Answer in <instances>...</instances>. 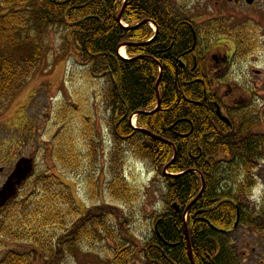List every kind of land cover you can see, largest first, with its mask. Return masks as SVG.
Returning <instances> with one entry per match:
<instances>
[{
	"label": "trees",
	"instance_id": "trees-1",
	"mask_svg": "<svg viewBox=\"0 0 264 264\" xmlns=\"http://www.w3.org/2000/svg\"><path fill=\"white\" fill-rule=\"evenodd\" d=\"M122 7L121 24L118 14ZM143 20L156 25L154 38L148 23L132 27ZM186 21L170 0H0V110L48 55L49 31L60 30L64 53L73 48L85 75L103 81V111L111 136V180L107 184L111 197L122 201L132 191L123 174L126 146L161 175L166 185L165 206L154 218L156 232L152 230L141 247L133 240L123 244L115 239L111 217L119 224L122 213L112 205L90 207L79 217L62 177L79 168L82 158L91 162L93 148L88 142L89 154L83 157L75 146L74 130L66 122L76 118L83 136L94 135L95 127L92 115L82 109L81 99L74 97L71 104L62 103L56 110L59 128L51 136L52 157L63 172L30 176L0 211V239L31 244V249L25 253L7 250L0 264H33L36 254L41 255V264H62L68 253L82 240L94 239L96 232L113 244L106 255L113 262L124 263L137 253L145 264H191L189 243L195 264H243L236 245L238 230L245 226L261 232L264 223H259L260 211L248 212L225 200L232 198L231 191L220 183L229 175L221 173L226 171L225 164L210 157L216 156L219 147L206 141L212 111L201 102L204 85L186 81L190 77L187 70L178 68L173 56L193 42ZM125 42L132 43L126 48L127 59L118 55V47ZM170 44L173 48L163 53ZM137 112L132 127L130 118ZM237 165L245 170L249 167L248 163L230 164L232 169ZM91 180L90 175L89 184ZM202 180L200 197L185 212L200 192ZM174 202L179 211L172 207ZM237 208L239 222L234 228Z\"/></svg>",
	"mask_w": 264,
	"mask_h": 264
},
{
	"label": "rangeland",
	"instance_id": "rangeland-1",
	"mask_svg": "<svg viewBox=\"0 0 264 264\" xmlns=\"http://www.w3.org/2000/svg\"><path fill=\"white\" fill-rule=\"evenodd\" d=\"M244 1L241 0L240 6L235 3L219 4L215 0H170V3L179 17L188 21L190 19L198 25L212 18L232 16L237 19L238 24L252 23L259 26L257 49L232 62L230 73L237 78L230 85L241 88H237L241 95L248 91L252 93L249 97L257 96L255 103L264 111V80L255 78L252 70H264V0H255L253 7L246 5ZM48 34V55L0 110V165H9L14 158L15 165L19 157H26L33 160L32 175L63 172L52 157L51 136L59 128L54 118L62 103L71 104L72 99L78 97L82 101V109L92 115L95 134L90 137L81 135L76 118L66 124L69 130H74L70 132L83 157L89 154L87 143H90L93 159L91 163L87 158H82L80 167L65 172L62 179L70 186L79 209V217L90 207L112 205L115 208L113 210L122 213L119 224L111 217L110 226L115 239H120L123 244L133 240L141 247L152 233L155 216L165 206L163 198L166 185L163 178L151 171L146 162L136 158L126 146L123 174L132 191L128 198L114 201L107 189L111 180L108 170L111 136L106 122L108 115L103 111V81L85 75L82 61L75 55L73 48L70 47V51L64 53V36L60 30H50ZM121 50L127 57L125 49L121 48L119 52ZM135 120L136 118L134 123ZM252 173L257 177V185L251 197L256 204L264 195V175L262 170H252ZM90 175L91 184L87 181ZM6 177L0 173V187ZM237 239L240 249L247 254V258L243 259L244 264H264V231L256 232L250 227L242 226L238 230ZM112 246L108 238L96 232L94 239L88 237L82 240L77 249L68 253L62 264H145L142 254L137 253L128 257L124 263L113 262L111 255L106 257ZM2 247L0 260L7 250L19 253L30 251L31 244L7 239L3 240ZM253 248L256 253L252 251ZM33 264H41V255H34Z\"/></svg>",
	"mask_w": 264,
	"mask_h": 264
},
{
	"label": "flooded vegetation",
	"instance_id": "flooded-vegetation-1",
	"mask_svg": "<svg viewBox=\"0 0 264 264\" xmlns=\"http://www.w3.org/2000/svg\"><path fill=\"white\" fill-rule=\"evenodd\" d=\"M215 1L219 4L242 5L241 0ZM244 2L250 7L256 4L255 0ZM236 20L232 16L212 18L199 25L190 19L185 20L196 33V43L182 46L173 56L176 62L178 61V68L187 70L190 77H185L186 81L192 80L204 85L201 102L210 105L212 111L210 116L212 122L207 128L206 141L219 147L216 156L210 157L215 162L225 164L226 171L221 173L229 175L220 183L222 188L231 191L232 198L225 200H230L237 207L240 205L248 212L260 211L262 217L259 223H264V195L256 204L251 198L257 185V177L252 170L254 172L262 170L264 175V111L255 103L257 96L249 97L252 93L248 91L241 95L237 89L239 87L230 85L235 83L237 78L230 73L232 62L257 49L259 26L252 23L238 24ZM172 48L173 45L170 44L162 52L165 53ZM179 61L183 64L180 65ZM252 70L255 78L264 80V70ZM218 110L226 121L217 115ZM190 128L192 132V124ZM14 159L9 165H0V173L10 175L14 168L16 160ZM231 163H248L249 167L245 170L243 165L242 168H238L237 165L232 169ZM247 187L249 189H246ZM238 242L237 240L236 245L240 249ZM252 251L256 253V249L253 248ZM238 253L242 259L247 258L245 250L240 249Z\"/></svg>",
	"mask_w": 264,
	"mask_h": 264
},
{
	"label": "water",
	"instance_id": "water-1",
	"mask_svg": "<svg viewBox=\"0 0 264 264\" xmlns=\"http://www.w3.org/2000/svg\"><path fill=\"white\" fill-rule=\"evenodd\" d=\"M248 2H251V0H247ZM122 14V11L119 13L118 15V20L120 19ZM195 37V36H194ZM132 44V43H130ZM128 44V45H130ZM124 46H127V44H125ZM159 78L156 82V88L158 89V84H159V80H160V75H161V67L159 68ZM160 105V100L159 98L157 99V106ZM136 114H140V112H137ZM217 115L222 119L225 120L224 117H222L219 114V110L217 111ZM226 121V120H225ZM139 131L149 134V132L147 130L144 129H139ZM153 136L155 139L161 140L163 142L169 143L167 141H164L162 139H159L158 137H156L155 135H151ZM169 145L172 146L171 143H169ZM175 154V152H174ZM32 167H33V163L31 159H27V158H23L20 159L15 167V170L12 172V174L7 178V180L5 181V183L2 185L1 189H0V209L6 204V202L14 197L16 195V187L19 186L27 177L28 175L31 173L32 171ZM167 169V166L164 167L163 171L165 172ZM204 188V183L202 184V189L200 190V192L198 193V195L187 205L185 212L198 200V198L200 197L202 191ZM173 207L175 208L176 211L179 210L178 206L176 204H173ZM238 219L236 220L234 226L237 225ZM186 239L188 240L187 237V233H186ZM187 247H188V257H189V261L191 264H195L193 257H192V252L190 249V245L189 243H187Z\"/></svg>",
	"mask_w": 264,
	"mask_h": 264
},
{
	"label": "bare ground",
	"instance_id": "bare-ground-1",
	"mask_svg": "<svg viewBox=\"0 0 264 264\" xmlns=\"http://www.w3.org/2000/svg\"><path fill=\"white\" fill-rule=\"evenodd\" d=\"M123 50V49H122ZM122 50L120 51V54H121V56L123 57L124 56V53L122 52Z\"/></svg>",
	"mask_w": 264,
	"mask_h": 264
}]
</instances>
